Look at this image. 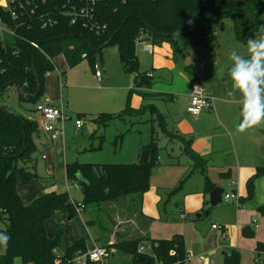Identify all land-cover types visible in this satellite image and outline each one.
<instances>
[{
	"label": "trees",
	"instance_id": "obj_1",
	"mask_svg": "<svg viewBox=\"0 0 264 264\" xmlns=\"http://www.w3.org/2000/svg\"><path fill=\"white\" fill-rule=\"evenodd\" d=\"M65 0H50L42 9L64 10ZM264 7L263 0H95L92 20L89 24L79 21L72 24L65 15H56L58 23L42 28L34 17L24 19L27 23L14 21L9 10L0 5V22L15 31V35L5 34L0 39V232H7L11 239L6 248L0 247V264H15L21 259L23 264H76L74 259L79 253L88 250L85 240L72 243L60 255L58 245L63 238L62 225L54 226V234L48 236L46 223L58 214L65 219L78 215L68 191H49L26 204L18 190V178L26 183L38 182L45 190L56 183L54 174L41 177L36 172L38 147L34 135L39 132L37 120L16 114L5 103V92L10 87L22 85L28 97L20 98L38 104L45 94V77L55 70L54 58L63 54L68 66L74 67L84 59L95 65V59L109 45L117 46L124 71L135 74L132 92H141L144 96L162 98V93L148 94L146 89L153 85L148 73L140 72L137 44L146 39L152 45L162 46L169 43L173 51V60L186 59L189 51L185 46L187 37H191L192 46L203 45L213 50L215 33L224 28L225 20H232L236 39L247 45L249 37L259 30L260 18ZM32 42L38 44L35 48ZM186 70L193 74L192 65ZM36 72L40 80L37 83ZM152 110L156 108L152 105ZM127 105L121 112L100 113L93 120L104 125L110 120L122 118L131 112ZM79 119L86 117L79 113ZM85 120V119H84ZM83 120V121H84ZM159 126L167 132L165 115L158 113ZM185 143V152L192 159L190 171L201 170L204 175L203 192L209 194L216 186L207 170L208 157L196 153L192 148V137L185 138L175 132H167ZM155 144L148 161L139 163H67L66 176L69 183L81 188L82 202L88 206H105L120 199L137 197L143 204V198L150 186L152 165L155 161ZM81 172L88 183L77 180ZM222 178L229 177V171L221 172ZM264 176V167H257L247 180V196L251 200L255 194V182ZM181 179L179 185L183 182ZM179 185L172 192H175ZM264 215V204L258 207ZM89 219L88 224L94 225ZM117 221L113 220L111 230H105V237L115 233ZM244 237H254L255 231L246 227ZM149 243V244H148ZM150 246V250L139 252L140 246ZM104 247L111 255L128 256V264H186L187 250L184 237L175 235L169 239L134 237L120 239ZM115 250V251H112ZM257 264H264V243L258 242ZM86 264H98L88 261ZM222 264H242L239 251L233 250L225 255Z\"/></svg>",
	"mask_w": 264,
	"mask_h": 264
},
{
	"label": "rangeland",
	"instance_id": "obj_2",
	"mask_svg": "<svg viewBox=\"0 0 264 264\" xmlns=\"http://www.w3.org/2000/svg\"><path fill=\"white\" fill-rule=\"evenodd\" d=\"M0 3L6 6L7 0H0ZM224 25L225 30L223 31H227L226 33L229 34V25H232L233 30L231 35H233V21L225 20ZM262 32H264L263 24L259 33ZM236 43L238 45L242 44L237 41ZM215 44L216 42L214 41L213 50H209L203 45L192 46L191 37L189 36L185 40V46L189 51V55L186 59L175 63L172 62L171 58L165 56L166 53L170 52V44L166 43L164 48H162L163 50L159 52H161V56L164 55L163 59L174 63L171 65L174 69L171 74L168 68L153 69L151 65L153 55L149 53L150 51L143 52L145 60L142 55L139 56L140 71L154 74L153 81L155 80V84H158L155 89L154 87L148 88L145 92L151 94L155 91L160 92L164 90L161 92H165L166 96L162 98L144 96L141 92L136 91L131 93L135 74L124 71L117 46L115 45L106 46L102 54L98 55L95 59V66L103 74V81L101 83L98 82L94 66L88 59H84L74 67L68 68L63 54L54 58L55 70L45 77V91H48L51 99L56 101L62 96L64 110L72 116L66 125L65 151H67L68 161L77 160L81 163L94 164L139 163L143 151L148 150V147L152 143L155 144V161L152 165L150 186L144 195V203H140L137 197H127L113 202V204L102 205L99 208L88 206L85 212L78 214L73 219H70V221L67 219V222H62L64 223V235L57 248L59 254L65 253L67 247L73 242V238L75 237L84 238L89 243V246H91V237H94L95 233L103 235L105 230H111L113 228V220L115 219L118 222V218L122 219L124 217L122 216L123 212L125 214L132 213L133 217L135 212L136 220L140 221L139 217L141 214L139 212L141 209L144 214L153 219L151 227L154 235L167 236L174 234L182 236V234L175 233L184 224V226L190 227L188 235L192 237L191 227L194 225L204 235L203 242H194L195 250L204 254L213 253L216 250L219 241L215 237V232L211 230V223L221 222L217 221L219 215L227 218L235 217L234 211L236 206L222 204L217 208H209V194L204 193L205 196H203L201 192L204 188L205 180L202 171H190L193 161L185 152V143L177 135L170 136L167 134V132L173 131L187 139L193 136L187 133L188 131L184 127L190 130V126H193L198 129V135L202 136L206 132H211L216 126L213 119H202L201 122L194 123L195 121L192 118H188L190 117L186 114V107L189 103L188 98L176 93V91H173L175 94L174 100L168 98L171 75L174 74L176 76L175 79L180 77L183 81L177 84V86L184 83L180 87L187 89L188 84L185 83L188 82L180 75L190 78L191 81H194L195 78L201 79L199 66L202 63L207 66V55L211 56L216 53ZM224 45L220 47L221 61L228 55L226 49L223 51ZM242 47H246V45ZM226 48L229 49L228 46ZM154 53L157 54L156 51ZM186 65H192L193 74L186 70ZM61 72H65L64 78L66 82L63 87L60 77ZM202 81L205 86L202 85L206 91L207 87L215 86V81H208L206 79ZM176 82L175 80L174 83ZM218 83L229 86V89L232 91L230 78L226 77L218 81ZM236 94L239 93L237 92ZM5 99L8 106L16 114L29 115L35 110V103L21 99L15 87L8 88L5 92ZM127 105L132 110L122 118L110 120L106 125L93 120L103 112H121L127 108ZM152 105L156 108V112L152 110ZM230 106L235 110L238 109V106ZM79 113L86 114V117H83L86 120L83 130L75 129L74 125ZM158 113L167 117V124L165 125L167 132L159 126V121L157 120ZM229 119L231 122L232 120L236 122L235 129L237 130V125L241 120L240 115L237 116L235 114L234 117L230 116ZM258 127L264 133V124ZM258 127L251 129L257 130ZM251 129L243 132V134L248 137ZM244 142H247V140L242 142L240 155L246 156L250 149L243 144ZM39 146L41 147L40 143ZM40 151L41 149L38 148L36 172L39 176L44 177L50 171V164H52L54 156L53 151L48 152L49 159L45 161L41 158V155H38ZM62 154L61 158L64 157ZM231 156L234 157V153H231ZM231 156L230 154H221L217 157L215 155L212 161L213 166L209 170L210 179H217L224 189L228 191H232L233 189L229 183L232 179L222 178L218 173L217 166L225 158L230 159ZM50 172L55 173L57 180L56 188L58 190H65L66 179L62 166ZM181 179L184 180L179 185ZM178 185L179 188L175 192H172ZM70 186L71 195L79 199L81 197L80 189L73 188L75 187V183H71ZM18 190L23 201L30 203L39 196V193L36 194L35 192L37 190L41 192V187L38 182L26 183L19 177ZM205 212H208V215L197 218L198 214H205ZM182 213L188 214L187 221L181 219L180 215ZM85 219L94 220V225L87 226ZM57 222L59 221H55L54 218L47 222L48 234L53 235V226ZM101 242L103 243V239H101ZM122 257L123 255L117 254L116 257L108 258L104 264H126L129 258ZM223 257L221 252H216V264H222ZM15 264L23 263L21 259H16Z\"/></svg>",
	"mask_w": 264,
	"mask_h": 264
},
{
	"label": "crops",
	"instance_id": "obj_3",
	"mask_svg": "<svg viewBox=\"0 0 264 264\" xmlns=\"http://www.w3.org/2000/svg\"><path fill=\"white\" fill-rule=\"evenodd\" d=\"M263 2H264V0H263ZM228 20H230V19H228ZM262 24L264 27V7H263L261 18H260V26L261 27L255 34H257L261 31ZM223 30H225V25H224V28L221 31H217L215 33V36H214V41L216 42V44H215V48H216L215 52L216 53H214L211 56L207 55V61H208L207 66L204 65V63L200 64V66H199L201 79L195 78L194 81H191L190 78H188L186 76L183 77L182 75L179 74L184 80H186L188 82V83H185V84H188V86H187L188 88L182 89V87H180V86H182L184 83L180 86H177V84H180V82L183 80L180 77L175 79L176 76L174 74H172L171 78H170L171 79V85L169 87V92H168L169 97L168 98L170 100H174L175 94L173 91H176V93L181 94L183 97L188 98L190 101L191 91L193 89V86L196 83H201L204 85V83L202 81L204 79H206L208 81L209 80L215 81V84H214L215 86L207 87L208 95L214 98V109L212 111H203L198 117H194L191 114H188L187 111H186V114L188 116H190V117L187 116L188 118H192L195 121L194 123H199V121L201 122L202 119H205V120L206 119H213V120H215L216 126L213 128V130H211V132H209V133L206 132V133L202 134V136L198 135V133H197L198 129L193 127V126H190V130H189V128H186V127H184V128L186 131H188L187 133H190L193 136L192 137V141H193L192 142V148H193V150L196 153H199L201 155H205L206 157H208L207 158L208 159V161H207L208 175H209L210 167L213 166L212 161L214 160L215 155H216V157L221 155V154H230V156H231V153H234V157L231 156L230 159L225 158L221 162V164H219L217 166V170H218L219 175L221 172L229 171V177L228 178L232 179L229 181V183L233 187L232 191H234L238 194L240 201H241V207H238L235 203H224V202L222 203V204H229V205L232 204V205L236 206V209L234 211L235 217L227 218L223 215H219L217 217V221H221V222H212L211 223V230L213 232H215V237H216L217 241H219L216 250H214V252H213L214 254L212 252L208 253V254H204V253H201V252L195 250L194 242H203L204 241V237H203L204 235H202L201 232H199L198 229L193 225V227H191V232H192V237H191L188 235L190 227L184 226V224L181 225V229L178 230L175 234H182V236L184 237V240H185V246H186L187 253H188V255L191 256L190 259H188L186 261V264H216V261H217L216 260V252H221L223 254V256L225 257V255L228 254V252L230 253L233 250H237L240 252L241 257H242V264H252V260H253V264H254V262H255V264H257L258 254L256 251V246H257L258 242L264 243V215H262L258 211V207L264 204V176L259 177L255 182L254 197L248 201L242 200V198H245L247 196V186H246L247 180L255 173L257 167H264V137H263L264 133H262V131L257 126L258 129L257 130L251 129L250 134H248V137H246L245 134L240 133L235 129V123L236 122H233V120L231 122L229 119L230 116L234 117L235 114L237 116L240 115L241 97H240V94L230 96L229 92L231 90L229 89V86L220 85L219 84L220 82L218 84H217V82L223 80L226 77L230 78L229 68H230L232 62L230 61L229 56H230V53L233 49L237 50L238 52H240L243 55H247V53H246V47H242V46H245L244 44L238 45L236 43V41L237 42H239V41L236 39L235 30H234V34L231 35L232 30H233L232 25H229V29H228V30H230V34L226 33L227 31H223ZM141 40L142 41H139L137 44V55L139 58V62H140L139 56L142 55L144 60H145V54H143V52L146 53V51H148V50L144 49V46L150 45L152 50L149 53H152V55H153L152 62H151L153 69L157 70V69L168 68V69H170V74H171L174 70L171 65L174 63L168 62L166 59H163L164 55L161 56L160 55L161 52H159V51L163 50L162 48H164V45L166 43H164L162 46H156V45H152L146 39H144V40L141 39ZM191 42H192V40H191ZM239 43H241V42H239ZM223 45H224L223 51L226 49L228 52V55H227V57L223 58V61H221L220 47ZM227 46L229 47V49L226 48ZM155 51L157 52V54L154 53ZM169 51L170 52L166 53L165 56L168 58H171L173 60V51H172L171 45H170ZM172 62H175V61L173 60ZM66 64H67V62H66ZM67 67L70 68L68 66V64H67ZM96 70H98V68H97V66L94 65V71L96 72ZM50 73H48L47 75H49ZM142 73H148V72H142ZM148 74H149V76L152 77V80H153L154 74H152V73H148ZM95 76H96V73H95ZM60 77H61V82H62V87H63L64 83L66 82L65 78H64L65 72H61ZM96 78H97V76H96ZM97 80H98V82L101 83L103 81V74H102L101 80H99L98 78H97ZM175 80L177 81L176 83H174ZM134 82H135V80H134ZM108 83H109V81H108ZM154 84H155V80L153 81V85L151 86V88L154 87V89H155L158 86V84L157 85L156 84L154 85ZM106 87H108V85H106ZM132 89H134V85L131 88V90ZM16 90H17V87H16ZM161 91H164V90H161ZM161 91L160 92L155 91L154 93H162L163 95H165L164 94L165 92H161ZM17 92H18V90H17ZM45 95H46V97H45ZM19 96H20V93H19ZM6 99H5V103L7 104ZM47 99L52 101V103L55 105H62L63 111H64V113H66L64 110V100H63L62 96L59 100L56 101V100L51 99V95L49 94L48 91H45L43 99L40 100L39 103L46 102ZM230 105L238 106V109L235 110ZM35 107H36V104H35ZM67 115L70 116V118L67 119L64 124L60 123V125H59V128L61 129L62 133H60V135H58L54 139L50 138V136L48 134L44 133L43 130L41 129V126L39 123V115H38L36 109L34 110V112L32 114H29V115L25 114L24 115L27 118L33 119V120L35 119L38 122L39 132L34 135V139H35V142L37 144V147L41 149V151L39 152L38 155L39 156L41 155V158L46 161L49 159V156L47 153L50 151H53L54 159H53L52 164H50V168H49L50 171L57 170L59 168V166H62V170L65 171V179H66L65 190L64 189L58 190L56 188L57 187L56 186L57 180H56V183L53 187H50V188H47L44 190L40 186L41 192H39L37 190L35 193L36 194L39 193L38 195L40 196V195L44 194L45 192H49V191H56L59 193L68 191L71 199H74L78 202H82V200H83L82 192H81V197L79 199H76L71 195V193H70L71 183L68 182V179L66 176V165H67V163L74 162V161H68L67 151H65V147H66L65 137H66V130H67L66 125H67V122L72 118L71 115H69V114H67ZM77 119H79V117ZM84 119L85 118H83V120ZM241 119H242V117H241ZM85 122H86V120H84V126L82 128H78L74 124L75 129L83 130L85 127ZM166 122H167V117H166ZM244 140H247V142H244L243 144L246 145V147L250 149L246 156L240 155L241 150H242V147H241L242 142ZM39 143H40L41 147L39 146ZM61 154L64 156L63 158L60 157ZM44 155H45V157H44ZM75 161H77V160H75ZM50 171L47 173L48 174H54V176H55V173L50 172ZM55 179H56V176H55ZM211 181L213 183H215L216 186H222V184L220 182H218L217 179H211ZM73 188H78L81 191V188L79 186H75ZM226 191H228V190H226ZM201 192H202L203 196H205L203 190ZM143 203H144V198H143ZM208 203H209V201H208ZM26 204H28V203H26ZM222 204H219L213 208H217V207L221 206ZM142 207H143V205H142ZM209 208H211L210 203H209ZM85 210H86V208H85ZM85 210H84V212H85ZM139 214H141V216L139 217L140 221L136 220L137 218H136L135 212H134V217H133L132 213L131 214H125V212H123L122 216H124V217L122 219L118 218V223L114 228L115 233L108 234L105 237H102V236L98 235L97 233H95L94 237H91V244H92L91 246H89V243L84 238H80V237L73 238L74 240L72 243H74L76 240L83 239L86 242L87 248L91 249L95 246H105L107 244H112V243H114L120 239H128V238H134V237H149L152 239H169V238H172L173 236H175L174 234H171V235L169 234L167 236H156V235H154L153 229L151 227L153 219L151 217H148L146 214H144L142 209L139 212ZM204 215L205 214L203 213V214H201L200 217H197V218H201ZM119 216H121V215H119ZM180 217L183 221L188 220V214L182 213L180 215ZM53 218L55 219V221H59L54 226L62 225L63 228H64V223H62V222L68 221L61 214H58ZM69 221H70V219H69ZM88 221H89V219H85L87 226H89ZM216 223L220 224L224 227L223 233L219 232L217 229H214L212 227V225L216 224ZM54 226H53V234H54ZM246 227L254 229L255 236L253 238L243 236L242 231ZM48 236L52 237L53 235L48 234ZM101 239H103V243L101 242ZM142 246H144V245H142ZM144 247L145 248L147 247V249L150 250V246H144ZM112 251H115V250H112ZM202 254L207 257V259L209 261L208 263H205L199 259V255H202ZM60 255H62V254H60ZM116 256H117V254L111 255L110 257H116ZM224 257H223V260H224ZM122 258H129L130 259V257H128V256H123ZM222 263H223V261H222ZM126 264H128L127 261H126Z\"/></svg>",
	"mask_w": 264,
	"mask_h": 264
},
{
	"label": "built area",
	"instance_id": "obj_4",
	"mask_svg": "<svg viewBox=\"0 0 264 264\" xmlns=\"http://www.w3.org/2000/svg\"><path fill=\"white\" fill-rule=\"evenodd\" d=\"M65 1L64 10L59 11L56 9L54 12L42 9V7L45 8L48 5L50 0H7L6 6H3L1 3L0 5L10 11L11 17L14 21H20L24 24L27 23L24 19H33L35 17L42 28L55 26L58 23L56 15L67 16L72 24H76L79 21L84 24H89L91 22L95 0ZM5 34L15 35V31L3 22H0V39L3 38ZM32 45L35 48H39L38 44L35 42H32ZM144 49L148 51L152 50L150 45H145ZM95 73L97 78L101 80L102 73L100 70H96ZM35 109L39 115L41 129L52 139L62 133L59 128L60 123L64 124L65 121L70 118V116L64 113L62 105H55L49 99H47L46 102L36 104ZM213 109L214 98L208 95L206 89L201 83H196L191 91L190 101L186 108L187 113L194 117H198L203 111H212ZM75 125L78 128H82L84 126V121L82 119H77ZM75 186H77V184H75ZM222 200L224 203H235L238 207H241L240 198L234 191L225 190L222 195ZM72 203L75 205L78 214L84 212L86 206L83 202H78L72 199ZM212 227L221 233L224 231V227L220 224H213ZM138 251L145 252L146 248L140 246ZM109 257L110 252L106 247L95 246L84 253H79L74 261L76 264H86L88 261L104 264ZM190 257V255H187V260L190 259ZM199 259L205 263L209 262L207 257L203 254L199 255ZM156 264H164V262L157 260Z\"/></svg>",
	"mask_w": 264,
	"mask_h": 264
},
{
	"label": "clouds",
	"instance_id": "obj_5",
	"mask_svg": "<svg viewBox=\"0 0 264 264\" xmlns=\"http://www.w3.org/2000/svg\"><path fill=\"white\" fill-rule=\"evenodd\" d=\"M246 53L243 55L233 49L229 56L232 62L229 68L232 91L229 95L238 92L241 97L242 119L237 125L240 133L264 124V32L249 37ZM10 239L7 232H0V247L6 248Z\"/></svg>",
	"mask_w": 264,
	"mask_h": 264
},
{
	"label": "water",
	"instance_id": "obj_6",
	"mask_svg": "<svg viewBox=\"0 0 264 264\" xmlns=\"http://www.w3.org/2000/svg\"><path fill=\"white\" fill-rule=\"evenodd\" d=\"M36 79H37V83L40 84V80H39V77L37 75V72H36ZM17 90L24 97H28V93L24 90L22 85L18 84L17 85ZM150 154H151L150 150L143 151L141 159L139 161V164L146 163L148 161V158H149ZM77 180H78V182H81V183H88L89 182L88 179L81 172H79L77 174ZM224 192H225V189L222 186H215L210 191V193H209V203H210L211 207H216L217 205L223 203L222 195H223ZM205 215H208V212H206ZM200 216H201V214L197 215V217H200Z\"/></svg>",
	"mask_w": 264,
	"mask_h": 264
}]
</instances>
